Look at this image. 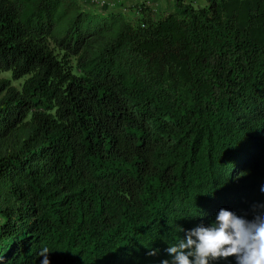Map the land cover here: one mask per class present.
Listing matches in <instances>:
<instances>
[{"label":"trees","instance_id":"trees-1","mask_svg":"<svg viewBox=\"0 0 264 264\" xmlns=\"http://www.w3.org/2000/svg\"><path fill=\"white\" fill-rule=\"evenodd\" d=\"M106 1L0 0V264H264V0Z\"/></svg>","mask_w":264,"mask_h":264},{"label":"crops","instance_id":"crops-1","mask_svg":"<svg viewBox=\"0 0 264 264\" xmlns=\"http://www.w3.org/2000/svg\"><path fill=\"white\" fill-rule=\"evenodd\" d=\"M143 1L148 2L150 4H154L155 7L159 9V11L161 10L160 12H164V13H167L170 10H172L173 7L172 0H122V3L128 6H132L138 2H143ZM186 1H191L196 5L204 3V0H186Z\"/></svg>","mask_w":264,"mask_h":264},{"label":"built area","instance_id":"built-area-1","mask_svg":"<svg viewBox=\"0 0 264 264\" xmlns=\"http://www.w3.org/2000/svg\"><path fill=\"white\" fill-rule=\"evenodd\" d=\"M90 3L95 6L96 8H102V7H107L109 9L113 8V3H110L106 0H89Z\"/></svg>","mask_w":264,"mask_h":264}]
</instances>
